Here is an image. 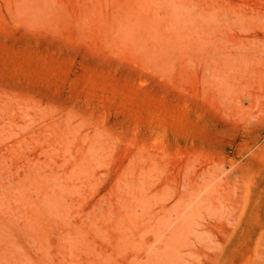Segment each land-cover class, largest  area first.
Wrapping results in <instances>:
<instances>
[{
    "label": "rangeland",
    "instance_id": "obj_1",
    "mask_svg": "<svg viewBox=\"0 0 264 264\" xmlns=\"http://www.w3.org/2000/svg\"><path fill=\"white\" fill-rule=\"evenodd\" d=\"M0 264H264V0H0Z\"/></svg>",
    "mask_w": 264,
    "mask_h": 264
}]
</instances>
